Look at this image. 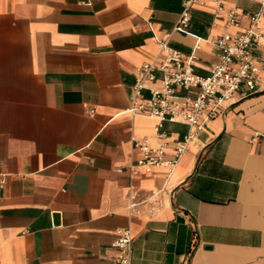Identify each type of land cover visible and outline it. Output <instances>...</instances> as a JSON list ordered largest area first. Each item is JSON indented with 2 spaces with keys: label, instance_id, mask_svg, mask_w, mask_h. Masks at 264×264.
Segmentation results:
<instances>
[{
  "label": "crops",
  "instance_id": "1",
  "mask_svg": "<svg viewBox=\"0 0 264 264\" xmlns=\"http://www.w3.org/2000/svg\"><path fill=\"white\" fill-rule=\"evenodd\" d=\"M184 1L0 0V264H112L123 229L131 264L188 253V264H264V73L192 135L174 169L134 164L133 141L160 144L157 119L132 115L128 99L158 41L184 55L198 44L203 76L218 61L206 40L248 26L227 28L208 5L178 32ZM163 131L168 156L190 133Z\"/></svg>",
  "mask_w": 264,
  "mask_h": 264
},
{
  "label": "built area",
  "instance_id": "2",
  "mask_svg": "<svg viewBox=\"0 0 264 264\" xmlns=\"http://www.w3.org/2000/svg\"><path fill=\"white\" fill-rule=\"evenodd\" d=\"M229 0H186L175 30L187 33L190 12L195 7H214L213 17L222 20L227 28L240 26L246 19L248 26L235 33H224L206 40L216 51L218 61L210 65L206 75H198L195 45L189 55L171 48L167 40L158 41L159 54L156 59L144 63L134 73V83L129 95V112L157 119L155 138L157 147L146 141H133L138 158L135 166L150 174L156 168L174 169L186 152L192 137L208 123L222 115L226 103L239 95H251L261 83L264 73V52L257 59L253 52L264 46V35L260 21L264 16V0H243L256 5L255 13H239L236 7H227ZM179 91L183 94L180 95ZM90 115L93 111L89 112ZM185 125L190 133L182 140H173L174 148L167 155L169 139L163 131L164 123ZM120 173V169H116ZM116 255L112 264H131L132 237L128 229L118 233L112 244ZM191 253L181 260L188 264Z\"/></svg>",
  "mask_w": 264,
  "mask_h": 264
}]
</instances>
